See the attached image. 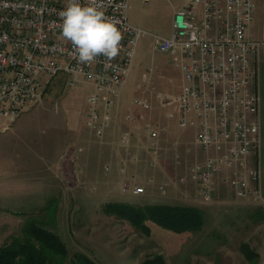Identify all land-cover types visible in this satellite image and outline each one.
Wrapping results in <instances>:
<instances>
[{
	"label": "rangeland",
	"instance_id": "1",
	"mask_svg": "<svg viewBox=\"0 0 264 264\" xmlns=\"http://www.w3.org/2000/svg\"><path fill=\"white\" fill-rule=\"evenodd\" d=\"M180 5L178 0H128L129 22L148 34L138 43L126 87L113 101L115 122L105 142L86 127L91 89L82 84L71 87L65 76L52 79L41 103L0 132V246L21 236L25 221L35 219L62 239L70 256L82 253L97 264H264V210L236 202L228 186H221L210 202H201L199 187L185 169L188 159L179 156L182 151L168 142L163 154H148L141 150L147 144L139 135L142 129L133 138L137 146L125 149L118 143L128 129L123 118L136 97L134 88L144 75L160 93L181 90L180 68L169 56L152 53L151 37L170 35L172 16ZM154 106L160 113L156 102ZM169 125L175 136L188 132L183 146L189 148L187 156L196 153L203 159L204 152L190 144L193 130L179 129L174 121ZM131 153L137 155L136 162L129 161ZM122 161L131 175L120 174ZM134 180L146 190L139 195L122 193V182ZM163 185L166 193L159 189ZM183 196L195 202H182ZM110 203L189 205L202 212L204 222L199 230L175 233L148 221L146 235L105 213Z\"/></svg>",
	"mask_w": 264,
	"mask_h": 264
},
{
	"label": "built area",
	"instance_id": "2",
	"mask_svg": "<svg viewBox=\"0 0 264 264\" xmlns=\"http://www.w3.org/2000/svg\"><path fill=\"white\" fill-rule=\"evenodd\" d=\"M178 1L181 5L173 13L170 35L151 37L152 53L169 56L180 68L181 90L177 94L160 93L144 75L134 88L131 109L150 115L156 102L167 120L175 121L179 129L193 130V144L204 157L186 164V170L204 202L213 199L215 179L221 177L237 200L262 204L261 169L253 155L260 147L261 97L254 83L264 52V34L256 39L250 33L255 0ZM98 2L107 16L118 21L124 37L121 51L114 60L101 56L82 64L61 34L60 13L67 0H0V132L23 111L41 103L44 88L52 79L65 76L69 86L82 84L91 89L86 100V127L105 142L115 122L113 101L126 87L138 43L148 33L129 22L128 0ZM131 109L124 122H135ZM138 129L145 133L144 148L156 156L160 150L157 126L149 117ZM133 138L128 128L118 143L128 149ZM136 160L131 153L129 161ZM119 172L128 173L125 161L119 163ZM159 189L166 193V185ZM144 191L135 182L121 184L124 194Z\"/></svg>",
	"mask_w": 264,
	"mask_h": 264
},
{
	"label": "trees",
	"instance_id": "3",
	"mask_svg": "<svg viewBox=\"0 0 264 264\" xmlns=\"http://www.w3.org/2000/svg\"><path fill=\"white\" fill-rule=\"evenodd\" d=\"M104 212L127 221L146 235H149L148 221L175 233L199 230L204 222L200 210L183 205L110 203ZM0 264L97 263L82 253L70 256L64 242L55 232L43 227L35 219H27L21 229V236H14L0 246Z\"/></svg>",
	"mask_w": 264,
	"mask_h": 264
},
{
	"label": "clouds",
	"instance_id": "4",
	"mask_svg": "<svg viewBox=\"0 0 264 264\" xmlns=\"http://www.w3.org/2000/svg\"><path fill=\"white\" fill-rule=\"evenodd\" d=\"M60 17L62 37L79 63L90 64L101 56L111 61L120 54L124 37L118 21L105 14L98 0H67Z\"/></svg>",
	"mask_w": 264,
	"mask_h": 264
},
{
	"label": "crops",
	"instance_id": "5",
	"mask_svg": "<svg viewBox=\"0 0 264 264\" xmlns=\"http://www.w3.org/2000/svg\"><path fill=\"white\" fill-rule=\"evenodd\" d=\"M250 33L256 39H261L263 37V34H264V0H255V18H254L253 24L251 25ZM258 68H259L258 76L256 78V82L254 83V87H256L258 89V91L260 93V97H261L260 110H259L260 147H259L258 152L253 155V158L256 161H258V163L260 165V169H261L260 189H261L262 196L264 198V52H262L260 57H259ZM131 110L133 111L136 120L133 123L125 122V125L133 131V134L135 136L138 135L136 132L138 130V127L142 128V126L145 123V121L147 120V118L150 117L152 123L155 124L159 130L158 144H159L160 150L162 152L161 154H163V152L165 150V148L162 149L163 147H165L164 144L169 142L170 144H172L171 148L182 151L181 152L182 154H180L179 156L182 157V159H186V160L188 159V161L186 162L187 164L191 163L189 161V158H190V160L192 158L193 162L195 160H202V158L199 157L196 153L193 155V157L187 156L186 152H189V148H186V150H185L183 146L187 143L186 141H187V138L189 136L188 132L187 131L176 132V136H175V134H174L175 132L173 131V127L169 125V123L172 121L167 120L165 118L163 110H160V113L157 112V110H153L150 115H148L146 112H144L140 109H137V108H132ZM158 113L162 114V116L161 115L159 116ZM175 124H176V122H175ZM139 135L143 136V140L146 141L145 133L143 131H142V133L140 132ZM133 144H135L134 141H133ZM190 144L194 145L193 144V138H192V141H190ZM133 148H134V146H133ZM143 148H144V146L141 145V150ZM147 153L151 154L149 152H147ZM132 154H134V153H132ZM179 156H178V158H179ZM160 157H158V158H160ZM158 158H155V160H157ZM131 163H133V162H131ZM150 163H152V162L150 161ZM176 165H178V166L181 165L183 167L185 165V163H181L179 161H176ZM131 168H129V171L131 170ZM185 169H186V166H185ZM128 174H129V172H128ZM129 175H131V174H129ZM134 182L140 186H143V185L139 184L138 182H136V180H134ZM221 186L227 189V185L222 182L221 177H217L215 179V186H214V193L215 194L214 195H216V192L220 190ZM145 190H146V188H145ZM195 193H196V196H198L197 191H195ZM198 197L200 198L201 202H204L200 197V191H199ZM181 199H182V202H189V203L195 202V201L187 200L186 196H183ZM235 201L242 204V205H246V206H250L252 208L264 210V203H262V204H251L248 202L239 201L237 199ZM189 207H192V206H189Z\"/></svg>",
	"mask_w": 264,
	"mask_h": 264
}]
</instances>
